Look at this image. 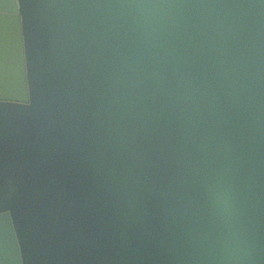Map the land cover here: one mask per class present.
<instances>
[{"label": "water", "instance_id": "1", "mask_svg": "<svg viewBox=\"0 0 264 264\" xmlns=\"http://www.w3.org/2000/svg\"><path fill=\"white\" fill-rule=\"evenodd\" d=\"M0 264H264V0H0Z\"/></svg>", "mask_w": 264, "mask_h": 264}, {"label": "rangeland", "instance_id": "2", "mask_svg": "<svg viewBox=\"0 0 264 264\" xmlns=\"http://www.w3.org/2000/svg\"><path fill=\"white\" fill-rule=\"evenodd\" d=\"M155 138L156 140V144L157 142L159 143V146H161V142H163L162 139V131H157V133H154L153 139ZM149 159V161H147V166L151 169L152 166L156 169L163 167L165 165L169 164V159L163 155V149L157 147V150L155 151V153L153 154H149V156L147 157ZM164 165V166H163Z\"/></svg>", "mask_w": 264, "mask_h": 264}, {"label": "flooded vegetation", "instance_id": "3", "mask_svg": "<svg viewBox=\"0 0 264 264\" xmlns=\"http://www.w3.org/2000/svg\"><path fill=\"white\" fill-rule=\"evenodd\" d=\"M53 34H55L53 31L54 29L51 30ZM61 34V36L64 38L66 36V34H70L69 33V30L66 29V27L64 25H62V27L60 28V31L58 32ZM58 33L56 35H58ZM58 38H61V37H58Z\"/></svg>", "mask_w": 264, "mask_h": 264}]
</instances>
